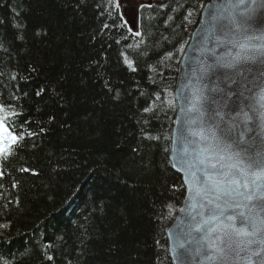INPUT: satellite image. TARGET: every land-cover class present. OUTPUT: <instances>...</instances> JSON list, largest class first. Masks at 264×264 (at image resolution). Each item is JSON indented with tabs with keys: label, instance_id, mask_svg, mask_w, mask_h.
I'll list each match as a JSON object with an SVG mask.
<instances>
[{
	"label": "trees",
	"instance_id": "16d2710c",
	"mask_svg": "<svg viewBox=\"0 0 264 264\" xmlns=\"http://www.w3.org/2000/svg\"><path fill=\"white\" fill-rule=\"evenodd\" d=\"M206 1L142 0L132 34L111 0H0V115L23 136L0 155V264H171L173 88Z\"/></svg>",
	"mask_w": 264,
	"mask_h": 264
},
{
	"label": "snow or ice",
	"instance_id": "6c2138e0",
	"mask_svg": "<svg viewBox=\"0 0 264 264\" xmlns=\"http://www.w3.org/2000/svg\"><path fill=\"white\" fill-rule=\"evenodd\" d=\"M111 3L119 10L128 0H111ZM224 13L228 15L224 16ZM218 15L228 20L224 27L233 33L228 42L237 49L234 56L229 53L231 59L222 66L242 76V66L259 65V77H264V28L257 29L253 25L258 16H264V0H230L221 6ZM125 62L132 66L127 57ZM244 87L249 93L255 91L247 84ZM258 89L255 96L234 93L250 101L247 110L239 108V120L233 117L226 129L228 133L240 129L236 139L217 143L213 131V144L207 149H199L193 153L194 158H188V147H185L183 154L172 163V167L184 175L188 190L187 208L196 221L192 230L200 234L195 241L198 245L196 252L207 264H253L251 256L264 255V80L259 82ZM203 99L202 96L195 97L189 110L203 115L199 106ZM217 117L224 120V115L214 110L210 119L215 121ZM8 120L9 117L0 115V155L3 156L11 154L23 139ZM253 123L255 128L249 127ZM213 126L218 127V124ZM249 133H255L254 138L246 139ZM192 135L206 139L203 132H193ZM198 172L202 179L197 176Z\"/></svg>",
	"mask_w": 264,
	"mask_h": 264
},
{
	"label": "water",
	"instance_id": "95a60500",
	"mask_svg": "<svg viewBox=\"0 0 264 264\" xmlns=\"http://www.w3.org/2000/svg\"><path fill=\"white\" fill-rule=\"evenodd\" d=\"M229 2L230 0H207L203 4L177 65L173 88L174 114L170 130L169 161L173 171L181 178L184 194L165 228L171 264H207L196 252L198 245L195 241L200 234L192 230L196 221L192 219L187 208L188 190L184 184V175L177 168L172 167L173 161L183 154L185 147H188V158H194L193 153L199 149H207L213 144L211 138L213 131L217 143H229L236 139L240 129H233L231 133L226 129L233 117L239 120L237 115L239 108L247 110L246 105L250 101L245 100L244 96H255V92L259 90V82L264 80V77H259V65L242 66L244 73L242 76H237L233 70L222 66L231 59L229 53L234 56L237 51L228 42V38L233 35L224 27L228 24V20L218 15L221 6ZM129 4L131 7H128ZM119 13L130 32L136 33L139 11L135 5L128 0L125 7L119 9ZM227 15L228 13H224V16ZM253 25L257 29L264 28V16H258L253 21ZM245 84L255 91L249 93L248 88L244 87ZM234 93H244V96ZM199 96L204 97L199 105L203 115L189 110L194 98ZM214 110H219L224 115L223 121L218 117L215 121L210 119ZM192 120H196L197 123H191ZM214 124H218V127H214ZM249 127L255 128V124H250ZM193 132H203L206 139L202 140L200 136L192 135ZM254 136L255 133H249L246 139ZM212 162L215 160L213 159ZM197 176L202 179L199 172ZM181 244L184 245L183 248L180 247ZM243 255L251 256L250 253ZM251 259L253 264H264V255L251 256Z\"/></svg>",
	"mask_w": 264,
	"mask_h": 264
},
{
	"label": "rangeland",
	"instance_id": "374dc122",
	"mask_svg": "<svg viewBox=\"0 0 264 264\" xmlns=\"http://www.w3.org/2000/svg\"><path fill=\"white\" fill-rule=\"evenodd\" d=\"M129 1L135 5L136 9L139 7V5H143V4H141L142 0H129ZM139 8H141V7H139Z\"/></svg>",
	"mask_w": 264,
	"mask_h": 264
}]
</instances>
